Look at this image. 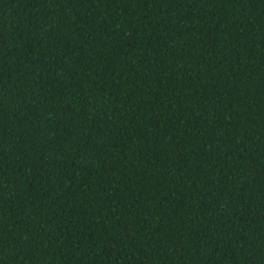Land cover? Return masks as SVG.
<instances>
[{
  "label": "trees",
  "instance_id": "16d2710c",
  "mask_svg": "<svg viewBox=\"0 0 264 264\" xmlns=\"http://www.w3.org/2000/svg\"><path fill=\"white\" fill-rule=\"evenodd\" d=\"M0 264H264V0H0Z\"/></svg>",
  "mask_w": 264,
  "mask_h": 264
}]
</instances>
